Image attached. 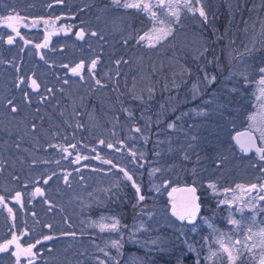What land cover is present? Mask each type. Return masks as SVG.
Here are the masks:
<instances>
[{
  "label": "rangeland",
  "instance_id": "rangeland-1",
  "mask_svg": "<svg viewBox=\"0 0 264 264\" xmlns=\"http://www.w3.org/2000/svg\"><path fill=\"white\" fill-rule=\"evenodd\" d=\"M235 1L207 0L208 8H206L207 14L212 10L218 11L222 8L223 11V8H226L228 19L232 20L231 24L234 25L228 29L234 28L232 33L228 32L227 35L221 36L214 27L212 32L215 38L209 43L202 34L195 37L191 34L187 39L193 50L203 47L211 50L214 47L222 48L225 51V59L227 58L234 70L233 73L240 71L242 67L246 68L255 59L261 64L260 67L264 65V35H262L264 0H237L239 17L235 12ZM178 2L182 4L183 0ZM203 2L204 0H201V3ZM110 4L112 3L101 0H0V17L19 14L24 18L22 24L16 25L20 27L18 36L0 20V27L2 28L3 25L5 28L0 32V188L3 192L22 191L25 206H28L27 202H33L32 206L36 208L43 223L44 220L46 221L48 210L41 196H32L36 187L45 188L46 198L50 199L54 206L62 207H50L52 220L48 223L46 221L47 225H52L50 230H47L42 222H38L33 231L39 238L50 234L48 232L51 230L56 235L54 240L45 243V247L51 245L52 250L48 252L45 249V252H42V264H96L95 257L105 260L107 264L115 263L120 258H123L122 264L140 263L141 253L135 248L132 251L127 250L128 254L124 256L125 240H128L127 244L144 250H154L155 246L150 242L157 237L169 243L171 235L168 231H177L183 226V223L172 215L173 189L182 182H192L188 176H192L196 184L199 183L196 186L205 199L209 197L210 192L207 190L211 181L219 186L220 193H224L222 200L231 199L235 195L242 196V200L235 202L240 203L241 207L245 203L249 205L255 203L257 208L264 206V201L258 198L264 196V188L260 187L264 185V160L256 154L244 155L233 141L234 131L243 126L249 127L251 123L249 116L255 114L259 121L261 109L255 100L256 95L229 104V110L217 119L216 115L203 117L196 114L198 111L211 113L217 102H224L217 88L201 90V96L194 98L193 104L183 106L174 112L176 116L170 122L175 124L187 125L197 120L192 125H196L199 129L195 137L200 135L206 140L207 137H212L211 132H216L219 136V148L214 153V163L205 161L204 168L197 173L192 167L183 166L184 162L179 153L177 155L174 153L170 157V152L174 150L184 151V155H191L194 152L193 145H196L197 139L193 140L194 136H189V130L192 128L189 126L186 141L182 136L165 139L163 146L165 151L152 161H147L146 155L143 160L133 161L127 151L128 145V149L139 150L145 154L142 143L144 141L140 138V134L134 131L130 132L128 139L125 136L124 140L120 138L119 141L123 140L127 145V148L118 145L123 149L121 152L98 143L103 139L106 143L117 144L118 140L115 138L122 137L119 136L122 134L121 126L128 125L131 121L138 123L140 120L135 115L133 120L124 118L123 115L126 113L123 114L122 107L114 111L111 109L106 115L102 113L103 109L100 107L107 98L99 92L100 87L95 85L94 80L100 79L101 84L104 85L108 80L113 82L112 77L117 75L118 71L125 69L126 66L130 68L131 62L140 56L134 43L137 42V34L144 33L141 32L143 20L139 19L146 16L143 12L137 11L134 14L131 12L133 9H123ZM220 4H224L223 7ZM194 6L201 5L194 4ZM153 10L157 12L156 8ZM183 12L186 18L194 16L193 12L186 9H183ZM196 14L199 15L198 12ZM158 15L164 18L161 10ZM180 21L183 23V19ZM184 21L186 23V20ZM147 25L148 23L143 25L146 26V31H148ZM80 29L84 30V39L76 35ZM93 32L97 35L93 36ZM208 35L211 36L212 33ZM9 36L13 37L11 44L8 43ZM132 37H136L134 42ZM125 40L129 41L127 45L124 44ZM45 43L47 47L37 48V45ZM97 57L99 61L95 69V78L85 70L83 81L69 71L81 60L85 61L87 66L91 59ZM117 60H121V63L116 64ZM64 65L69 67L65 68ZM228 74L229 72L226 71V75ZM20 76L36 79L41 84V88L34 92L27 84L17 87ZM235 78L237 86L244 80L241 75ZM65 80L68 81L67 84L64 83ZM107 87L105 85L104 89L106 90ZM46 89H52V93H48ZM243 90L244 87H241L240 91ZM254 90L258 95L257 82ZM24 91L30 94V105L24 102ZM108 93L113 94L112 90ZM41 96H45L46 99L41 100ZM94 96L98 98L97 105L90 101ZM88 97L91 99L89 100ZM13 98L20 109L15 114L11 113L7 106V101ZM232 109L234 112L230 113ZM79 112H85L84 121L88 125L81 131L76 130L75 126ZM57 116L62 120L60 125H72V128L62 131L57 128ZM33 123L37 125L36 129L32 128ZM117 126L119 134L115 135L113 128ZM133 126L141 128L133 124L130 128ZM51 128L53 132L50 131ZM143 135L148 138L152 134L143 130ZM155 135L160 136L158 131ZM260 142L264 144V141L260 140ZM17 143L20 144L19 149L15 147ZM73 143L77 145V150L73 151L69 148V152L72 153L70 156L62 152L59 147H68ZM77 153L91 157L76 163ZM93 156L95 159L92 158ZM97 156L100 159H96ZM218 159L223 160L222 165L217 163ZM104 160H112L113 164H118L120 168L129 171L140 185L141 194L144 193L146 196L148 209L136 214L137 216L132 212L127 235L123 234L122 228H125V225L121 222L118 231L110 237L105 234L108 230L102 232L99 227L92 224L93 221L110 224L112 222L110 219L100 220L101 216H109L100 213L98 217L88 209V206L81 208L83 202L87 203L90 200L92 192L105 197L107 194L104 190L105 186L111 187V190H118L127 182L119 168H112L109 172L111 166L105 164ZM138 163L144 166L137 167ZM155 168L161 171L153 173ZM53 172L56 176L45 184L43 181ZM65 174H70L67 183L64 180ZM127 184L132 186L131 182ZM252 184H256L257 188L250 189L249 186ZM237 185L244 186L246 191L241 193V190L236 188ZM223 189L235 191L225 193ZM137 207L140 210L142 206L137 202L133 208ZM66 214L69 216L68 222L65 220ZM141 223L144 227L137 231L136 226ZM202 223L203 221L200 224ZM85 230L92 232L95 230L96 237L95 235L94 237L97 239H87L92 232L87 233ZM62 232H75L76 236L64 237L61 235ZM117 233H121V236L117 237ZM237 239L243 240L244 237L239 236L234 240ZM114 240H119L122 245L119 249L115 248L117 252L111 251L110 248V242ZM257 241L259 237H254L247 243L250 245ZM100 249L107 252L114 260L106 259Z\"/></svg>",
  "mask_w": 264,
  "mask_h": 264
},
{
  "label": "trees",
  "instance_id": "trees-1",
  "mask_svg": "<svg viewBox=\"0 0 264 264\" xmlns=\"http://www.w3.org/2000/svg\"><path fill=\"white\" fill-rule=\"evenodd\" d=\"M101 1L112 3L111 0ZM110 5L112 6V4ZM113 6L115 5L113 4ZM159 11L160 10L157 9V14H159ZM131 12L136 14L137 10L133 9ZM213 12L214 11L212 10V15ZM214 13L215 15H213V21H210L209 23L204 21L203 18L199 17L196 13H194L193 17L186 18L182 9L180 19H183V23L180 21L172 25L174 29L173 37L168 38L166 42H163L161 45L152 49H149L144 45L137 44V42L134 43L137 45L140 56L131 62L130 68L126 66L125 69L120 72L118 71L119 75L112 77L114 79L113 82L108 80L105 84L109 89L106 88L103 95L106 96L107 99L103 101L102 106H100L101 109H103L102 113L106 115L111 112V109H113L112 111L116 108L119 110V107L117 106L120 105L122 108H130L134 112V115L140 118L138 123H133V121H131L130 124H123L121 126L123 136L128 139L131 132V124L141 126L143 130L152 134L151 137H148L147 144L142 142L147 161H152V159L154 160V158H158L163 154L165 151L163 149L165 139L182 136L185 137L186 141V139H188L186 136L188 133V126L192 127L189 130L190 137L197 133L199 129L196 128V125L192 126L196 123V119L193 121L194 124H176V127L172 129H169L167 125L173 120V117L176 116L174 114L176 110L183 108V106L193 104L194 98L201 96V90L205 91L207 89L217 88L221 94V100L224 101V97L228 95L229 90L233 87H237L235 77H239L240 72L247 69V72L251 74L252 82L244 84L243 80L238 85H242V87H244L242 93L255 92L254 85L259 79L258 69L261 65L258 60H253L251 64L246 66V68L242 67L240 71L233 73L234 70L227 58L225 59V51L222 48L214 47V49L211 50L203 47L199 50H193V48L189 45V42H187V39L191 34L194 37L202 34V36L207 39L208 43L213 41V38H215L214 34L212 33L211 36L208 34H211L214 27V30L226 32V34L230 32V30L234 29L232 28L228 30L229 27H234V25L231 24L232 20L228 19L229 15L226 8H223V11H217ZM139 20H143L141 23V32L146 31V26L143 25H146L147 23V30L152 28L153 25L148 16H144V18ZM184 20H186V23ZM192 29L193 32H191ZM136 37H132L133 42L136 40ZM205 49L208 51H205ZM260 63L262 62L260 61ZM141 66L144 68H141ZM226 71L229 72L228 75H226ZM205 74H207L208 77L215 76V81L209 83L208 80L205 79ZM241 77L244 79L243 76ZM105 85L102 83L99 87L105 88ZM149 89H151V94H149ZM110 90L113 92L112 95L108 93ZM233 94L236 93H232L230 98L235 102L239 99L242 100L244 97L246 98V96H232ZM134 96H142L143 99H134ZM233 112L234 110L232 109L230 113ZM123 114H125V112H123ZM126 116L127 114L123 115L124 118H126ZM146 124L147 127L145 126ZM113 129L115 135H118V126ZM157 131L160 136L155 135ZM211 133L212 137H207L206 140H203L200 135L197 136L196 145H193L195 150L191 153V155H187L188 159L184 158V151L177 150L170 152V157H172L174 153L176 155L179 153V156L183 159L184 167H192V170L196 173L202 171L205 161L209 160L212 164L214 163V153L219 148V136L216 135V132ZM203 136L205 137V135ZM157 140L162 142L157 149V151L160 152L159 156H157L153 151V146ZM188 179L195 185L199 184L193 182L195 179H193L192 176H188ZM199 186H201V184ZM218 187L219 186H217V188ZM207 192H210L207 199H205L203 195H200L203 208L199 217L211 218L213 224L221 232L231 234L233 240L239 236L243 238L244 233H235L233 231L235 226L230 225L227 221L229 206L226 204H218V201L223 199L224 193H220L219 191L214 193L210 188ZM130 195L131 199L137 201L135 189L132 186H130ZM142 195L145 194L142 193ZM132 206H134V203ZM241 206L242 205L240 203H234L231 205L234 218L237 220L242 219L245 226L250 225L252 226L254 232L258 231L260 224H252L253 213L250 210V207L245 208L243 214L236 211V208ZM256 220L264 221V214H258L256 216ZM201 222L202 220L198 219L196 232L191 230L192 226L187 222H183L182 229L180 230H173V232L168 231V234L171 235V240L169 243L167 242V247L169 250L174 252V255L171 257L173 262L177 259H182L183 264H195L197 253L188 252L187 250V244H192L199 250L200 264H205L204 257L208 255V246L201 248V245L205 243L202 240V237H209V245L214 249L217 247L211 230L206 224L202 223L201 225ZM185 241H187V244H185ZM256 244H259V241H257ZM254 251L257 253V258L254 264H258L260 248H256ZM151 254L152 264L153 260H158V256L155 254L154 250Z\"/></svg>",
  "mask_w": 264,
  "mask_h": 264
},
{
  "label": "snow or ice",
  "instance_id": "snow-or-ice-1",
  "mask_svg": "<svg viewBox=\"0 0 264 264\" xmlns=\"http://www.w3.org/2000/svg\"><path fill=\"white\" fill-rule=\"evenodd\" d=\"M112 4L123 8V9H134L138 12H143L146 16L150 18V21L152 23V28L148 31H144L143 35L137 34V44H141L146 46L149 49L156 48L158 45H161L163 42H166L168 38L174 36V29L173 24L178 23L180 19V14L182 9H186L190 12L199 13V17L203 18L204 21H207L209 19L208 14L206 12V8H208L207 0H204L203 3H201V0H183V3H179L178 0H155V3H153V0H111ZM194 4L201 5L199 7H195ZM159 9L161 10L163 14V19L157 14L156 11L153 9ZM0 20L4 21L6 26L8 28H11L13 32L18 36L19 31L16 25L22 24L24 18L19 16V14L15 15H8L7 17H0ZM47 23V22H46ZM77 37L80 39H84L85 33L84 30L81 29L80 32L76 33ZM93 36H96L97 33L93 32ZM262 35H264V23H262ZM103 39V37H101ZM8 43H13V37L9 36ZM129 41L125 40L124 44H128ZM40 47H47V44L44 45H37V48ZM205 51H208L205 49ZM247 51V49H246ZM99 61V57L95 59H91L90 62L85 64V61L81 60L79 63L75 64L74 67H71L69 71L72 73L73 76H78L81 79H84L83 73L85 70L87 73L95 78L96 72L95 69L97 68ZM116 64H120L121 60H117L115 62ZM125 63H127L125 61ZM65 68H68V65H64ZM258 74L260 76V79L257 81V84L259 86V95L255 96V100L258 102V106L261 109L260 119L257 121V116L255 114L248 117L249 121V131L246 133H237L235 139L236 143L239 145L241 151L247 152L251 148L255 146V139H257L256 136L253 135V131L259 133V139L261 141H264V67H260L258 69ZM119 75V73H117ZM240 75L244 77V84H249L252 82L251 80V74L247 72V69L240 72ZM205 79L208 80L209 83L212 81H215L216 77L211 76L208 77L207 74H205ZM65 84L68 83L67 80L64 81ZM95 85L100 86L101 80L95 79L94 80ZM23 84H27L28 87L32 89V91H38L41 88V84L37 82L36 79L33 78H26L25 76L19 77V82L17 83V87H20ZM242 85H238L237 87H233L229 90L228 95L224 97V102L216 103V107L213 108L212 112L209 113L207 111H198L196 114L198 116L203 117H209L211 115H216L217 119H219L225 111H228V105L234 103L230 97L232 93H236L238 96H243V93L240 91V88ZM195 88V86H194ZM48 93H52V89H46ZM149 94H151V89H149ZM24 102L27 104H31L30 94L27 91H24L23 93ZM41 100H45V96L40 97ZM134 99L142 100V96H134ZM8 109L11 113L15 114L18 111H20L17 103L15 102V99H9L7 101ZM122 111L127 114L126 118L128 120L135 119L134 112L130 108H122ZM179 119V118H177ZM257 123H259V126H257ZM147 127V124L145 125ZM77 127H82V125L77 124ZM167 127L169 129L175 128L176 124L175 122L168 123ZM210 127V126H206ZM32 128L36 129L37 125L35 123L32 124ZM130 131H134L135 133L140 134V138L143 139L144 143H148V138L143 135V129L140 127L133 126ZM212 135V133H210ZM193 140H196L197 137H192ZM101 145H106L107 148L113 149L116 152H121L123 149L119 147L118 145H124V148H127V145L124 144V141H118L117 144L113 143H106L105 140L101 139L98 141ZM162 142L157 140L155 145L153 146V151L157 156L160 155V152L157 151L159 148V145ZM17 149L20 148V144L17 143L15 145ZM49 147H56L54 145H49ZM61 151L64 153H67L69 156L72 155L71 152H69V148L76 149V144H70L68 147L59 146ZM130 153V156L132 157L133 161H140L144 159V152L142 151H133L132 149H127ZM171 150V149H169ZM256 151L258 153H261L260 159L264 160V149L257 148ZM185 159H188V156L185 155ZM82 159H88L86 156H82L79 153L76 155V163H79ZM96 159H100L99 156L96 157ZM36 161H33L35 163ZM105 164L110 165L111 167L108 169L109 172L112 171V168H119V171L123 174V177L125 181L131 182L132 187L135 189V193L137 196V202L143 201L145 199L144 195L141 194V188L140 185L136 183V181L133 178V175L129 173L125 168H120L118 164H113L112 160H104ZM217 163L222 165L223 160L218 159ZM137 167H143L144 165L142 163H138L136 165ZM161 169L155 168L153 169V173L159 172ZM70 174H65L64 180L67 183L69 179ZM56 176V173L53 172L52 175H50L46 180L43 182L45 184L49 183L53 179V177ZM208 187L212 189L214 193L218 191L217 184L215 182H209ZM250 189H256L257 185L252 184L249 186ZM261 188H264V185L260 186ZM237 189L241 190V193H244L246 190L244 189V186L237 185ZM157 191H159V187H157ZM173 191H176V189H173ZM187 195L180 200L179 203H173L172 205V215L176 216L180 221H187L189 225H191V230L193 232L197 231V225H198V217L201 210V204L199 203V197L196 196L197 189L195 187L189 186L185 189H182ZM225 193L228 192H234V189H223ZM43 196L44 190L40 187H36L35 191L32 193V196ZM17 202H21L22 200V193L17 191L15 193V196L12 197ZM237 200H242V196H233L231 199H224L219 200L218 204H226L229 206V214L227 217V221L230 225H234V232L235 233H244V239L240 240H233L232 235L229 233L221 232L212 222L211 218L209 217H199V220H202L204 224L207 225V227L211 230V233L214 235L215 244L217 247L214 249L209 245V237H202V240L205 242L203 245H201V248L208 246V255L204 257L205 264H254L257 258V253L254 251L256 248H260L261 255L259 258V264H264V221H257L256 216L258 214H264V206L257 208V205L255 203H252L249 205L248 203H245L243 207L236 208L237 212L244 213L245 208H249L252 211V224H260V227L258 231H253L252 226L248 225L245 226L243 220H237L234 218L231 205L235 203ZM260 201H264V196L259 197ZM0 204H5V197L0 195ZM51 210V209H49ZM9 213L12 212V209H8ZM151 216V213H149ZM105 219H110L112 222L110 224L100 223L97 221H93L92 224L99 227L100 230L103 232L105 230L108 231H118L120 226V221L116 217H104L101 216L100 220L103 221ZM49 229L52 228V225H46ZM144 227L143 223L136 226V230L140 231ZM61 235L65 236H72L75 237V232H62ZM134 235V234H133ZM254 237H259V244L253 243L249 245L247 242L252 241ZM44 240H52V235H47L43 237ZM40 241L37 240L36 244H39ZM111 247L119 249L122 247L119 240L111 241ZM16 245L17 251L12 252L11 255L16 258L17 264H19V259L21 256L29 257V264H32V258L36 256V253L32 251V249L35 247V244H31L26 248H22L19 243H17V237L13 233L12 239L7 240L4 244H0V253H8L9 245ZM150 244L152 246H155L154 252L158 256V260H153L152 264H183L182 259H177L175 262L171 260V257L174 255V252L169 250L167 247V243L164 242L161 238L157 237L156 239H153ZM185 244H187V241H185ZM163 245V246H162ZM187 250L188 252H196L197 253V259L195 264H200V257H199V250L192 244H187ZM101 252H104L103 249H100ZM104 256L108 260H114V258L110 257L107 252H104ZM167 258V259H165ZM96 264H106L105 260L100 259L99 257H95Z\"/></svg>",
  "mask_w": 264,
  "mask_h": 264
},
{
  "label": "flooded vegetation",
  "instance_id": "flooded-vegetation-1",
  "mask_svg": "<svg viewBox=\"0 0 264 264\" xmlns=\"http://www.w3.org/2000/svg\"><path fill=\"white\" fill-rule=\"evenodd\" d=\"M235 12L237 13L238 17H239V13H238V2L237 0L235 1ZM222 5V4H220ZM224 5V4H223ZM222 5V7H223ZM222 9V8H221ZM221 9H219L218 11H221ZM214 11V10H213ZM217 12V11H214ZM213 12V15H215V13ZM209 23L210 21H213V15L211 14V11H209ZM17 27V26H16ZM18 30L20 31V27H17ZM4 26L2 25V28L0 27V32H2V30H4ZM233 30H230V32H232ZM220 32L221 36H225L227 35L226 32ZM211 33H213L211 31ZM260 77V76H259ZM258 77V78H259ZM260 79V78H259ZM84 81V79H82ZM102 85V84H101ZM99 92H102L103 94L105 93V89L102 87L98 88ZM257 95V92H246L243 93V96H238L236 94H233L232 96H238V97H244L246 96L250 98L252 96ZM259 95V92H258ZM88 99L90 100L91 97ZM93 104L97 105L98 103V98L97 97H93L92 100H90ZM117 107H120V105H118ZM84 113L85 112H79L78 113V118H76V127L77 124L82 125V127H77L76 130H84L86 129V127L88 126L87 123L84 121ZM84 116V117H83ZM83 117V118H82ZM56 127L59 128L61 131L65 130L66 128L70 129V127L72 128V125H60V123L62 122L60 116L56 117ZM246 127V126H243ZM50 131H54L52 128ZM235 132V131H234ZM119 136L122 137H117L115 138L116 140H120V138H122L123 140L125 139V137L123 136V134H119ZM142 141V140H140ZM74 144V143H73ZM125 144V142H124ZM264 145V144H263ZM122 147L124 148V145H122ZM73 151H76L77 149H72ZM239 151H241L240 148H238ZM243 153V151H242ZM248 156H251L248 155ZM75 157V154L73 155V158ZM88 158L91 156H87ZM93 159H95V157H92ZM128 182L123 183L124 185L121 186L120 189L118 190H111V187H107L105 186L104 190L107 192L105 197L102 196H98L99 194H97L96 192H92L91 196H90V200L86 202H83L82 207L81 208H86L88 206V209L90 211H92V213L96 216H100L101 214H105L109 217H116L120 223H124L125 228L123 229V234L125 233V235H127V230L130 227V223L132 220V212L133 214L135 213H143V211H147L148 207L146 204V196L145 199L143 201H139V206H142L141 209L139 210L138 207L137 208H133L132 204L134 203V206L137 205V201L131 199V195H130V186H128L127 184ZM128 186V188H127ZM110 188V189H109ZM127 188V189H126ZM44 190V195L41 196V199H44L45 205L47 207H45L48 210V214L46 216V221L47 223L50 222L52 220V210L50 207H56V208H62L59 206H54L52 204V202H50V199L48 200L46 198V190L45 188H42ZM111 191V192H110ZM22 193V191H20ZM90 192V193H91ZM16 192H3V190H1L0 188V195L5 197V204H0V244H4L7 240H11L12 239V234L14 233L17 237V243L20 244V246L22 248H26L31 244H35V247L32 249V251L34 253H36V256L34 258H32V264H42V252H45V249L49 252L52 250V246L51 245H47L46 246V242H48L49 240H44L43 237H40L35 235V233L33 232L36 224L38 222H42L41 218L38 216V212L36 210V208H34L32 206L33 202H27V205L29 206H25V200H21V202H17L15 199H13L12 197L15 196ZM23 195V193H22ZM123 197V198H121ZM79 205V204H78ZM11 208L12 212L9 213L8 209ZM134 215V216H135ZM137 216V215H136ZM65 220L68 222L69 221V216L66 214L65 216ZM46 221L44 220L43 225H45V228L47 230H50L48 227H46ZM85 232L89 233L92 231H87L85 230ZM95 230H93V232L91 234H89L87 236V239L89 238H95L96 234H95ZM50 234L48 235H52L53 239H55V234L54 232H52V230L50 232H48ZM115 232L112 231H105V234L110 235V237L114 234ZM121 233H117V237L121 236ZM35 235V236H34ZM95 235V237H94ZM47 236V235H44ZM64 237H67L64 235ZM100 237V235H99ZM97 239V238H95ZM39 240L40 243L36 244V241ZM125 240V238H124ZM128 240H125L124 242V246H123V251L124 256L126 254H128V251L130 249V251H132L134 248L136 250H138L141 253V262L140 263H136V264H151V256H152V251L151 249H141L135 246H131L129 244H127ZM51 246V247H50ZM42 247H45L44 249H42ZM108 247H110L108 245ZM9 251L8 253H0V264H17L16 258L14 256L11 255L12 252L17 251L16 249V245H9L8 246ZM111 248V251H116L115 248ZM41 250V251H40ZM117 252V251H116ZM123 256V257H124ZM123 258L118 259L115 263L112 262L113 264H122ZM106 262V261H105ZM109 263V262H108ZM109 263V264H112ZM19 264H29V257L26 256H21L19 259ZM107 264V262H106Z\"/></svg>",
  "mask_w": 264,
  "mask_h": 264
},
{
  "label": "water",
  "instance_id": "water-1",
  "mask_svg": "<svg viewBox=\"0 0 264 264\" xmlns=\"http://www.w3.org/2000/svg\"><path fill=\"white\" fill-rule=\"evenodd\" d=\"M78 31L80 32L81 29L78 30ZM248 131H249V127H243V128H240V129L236 130V131L233 133V141H234V143H235L238 147H239V145L236 143V139H235L237 133H242V134H243V133H246V132H248ZM253 135L257 137V139H255V141H254L255 146H254L253 148H251L249 151H247V152H244V151H243V152H244V154H252V153H255V154H257L258 156H260L261 153H258V152L256 151V149H257V148L264 149V145L261 144L260 139L258 138L259 136H258V134H257L255 131H253ZM239 148H240V147H239ZM189 186L195 187V188L197 189L196 185L193 184V183H191V182L181 183V184H179V185L176 187V191H174V194H173V196H172L173 203H179L180 200L183 199V198L187 195V193H185L184 191H182V189H185V188H187V187H189ZM196 196L199 197L198 189H197V191H196ZM199 198H200V197H199ZM199 203L201 204V209H202V206H203V205H202V203L200 202V199H199ZM200 211H201V210H200ZM199 215H200V214H199ZM198 218H199V217H198Z\"/></svg>",
  "mask_w": 264,
  "mask_h": 264
}]
</instances>
